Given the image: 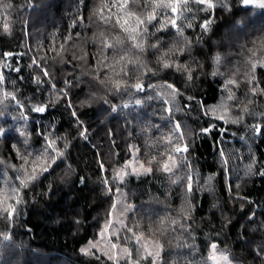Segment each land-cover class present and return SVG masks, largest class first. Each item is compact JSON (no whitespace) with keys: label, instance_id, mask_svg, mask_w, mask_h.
Instances as JSON below:
<instances>
[{"label":"trees","instance_id":"trees-1","mask_svg":"<svg viewBox=\"0 0 264 264\" xmlns=\"http://www.w3.org/2000/svg\"><path fill=\"white\" fill-rule=\"evenodd\" d=\"M102 2L111 5L113 0H0V25L5 20L12 25L10 35L6 36L0 30V72L5 78L0 85V94L4 91L15 93L19 103L24 105L20 108L13 100L0 104V111L3 112L0 126L9 129L8 138L0 140V160L4 161L0 163V190L7 192L10 187L19 186V181L15 180L16 173L11 168L13 164L17 167L22 164L11 144L15 143L21 152L25 151L24 138L14 131L17 128L26 130L28 150L35 154L44 145L40 133L49 134L50 126L54 125V135L60 137L58 146L63 149L65 141L70 143L66 164L75 170L66 176L67 168L61 164L51 175L45 174L46 179L41 177L38 185L26 193L28 203L26 207L22 206L23 210L16 220L18 226L13 240L7 242L0 236L3 260H10L12 264H112L104 257L97 261L80 253L86 241L98 238L110 205L109 195L101 188L102 174L97 161L104 160L105 167L111 165L118 168L125 160L132 158V145L139 147L138 156L145 162L151 155L165 151L166 142L161 138L170 132L173 125L164 124L169 118L163 111V104L159 99H153L145 100L142 106L135 105V98L155 95L152 90L139 94L130 92L114 98L109 96L114 102L128 103L130 107L119 114L105 117L103 109L106 106L89 95L96 89L87 82L88 76L83 75L79 68L74 70L70 66L78 65V60H72L73 54L79 58L85 53L91 65L93 54L98 52V46L93 43L94 33L106 31L109 35L120 34L118 29L112 31L111 26H97L98 16L93 14V10ZM215 2V21L207 32L197 27L206 13L198 11L194 5L191 7L196 14L195 19L186 13L188 19L185 23H192L193 29H185L184 36L191 41V46L179 59L194 69L192 81H185L181 74L159 71L156 62L158 54H153L151 50L141 60L158 71L156 78L151 77L150 73L147 77L142 76L140 71L132 70L135 67L132 65L126 69L129 71V83L135 82L138 76L146 85L156 80L160 83L168 80L176 83L183 93L171 101V119L179 121L184 130L185 140L190 145L187 158L198 174L193 177L192 196L185 198L183 184H172L169 176L157 170L155 165H152V174L128 175L124 183L118 185L124 194L120 199L134 204L137 209L135 215H128L127 222L133 224L141 221L144 235L149 240L163 243L164 264H171L173 260L178 264H185L186 260L191 264H212L206 248L209 236L220 241L219 251L234 258V264H264L253 251L264 242V175H260L264 171V137H256L249 127L250 124L262 122L258 114H264V97L252 98L253 103L247 106L257 115L247 116L238 124L231 120L228 123L218 121L211 113L203 115L207 107L219 104L226 96L221 91L224 87L222 81L233 73L246 71L244 61L247 53H243V48H252L253 42L257 47L262 45L264 11L254 7L245 10L238 6L237 0H228L232 5V11L228 12L219 7L220 0ZM130 10L137 11L132 5ZM80 17L84 18L82 22ZM241 18H244L243 29L235 25ZM149 31L155 30L150 28ZM157 36L162 41V50L173 43L180 46L181 38L171 29ZM149 39L151 41V37ZM62 43L67 49V53L62 54L70 64L52 60L56 52L51 49L55 47L59 52ZM7 51L22 55L6 58L2 54ZM216 52L222 54L218 68L212 59ZM41 56L48 57L47 64L57 89L64 87L61 83L64 79L80 78L81 82L70 95L80 119L88 125L87 140L79 138L63 96L58 97L57 91L48 87V81L40 76L35 66L29 67L32 57L39 59ZM15 67H20L21 72L13 71ZM214 71L219 74L213 76ZM35 76H40L44 82L37 86L33 80ZM257 76L264 86V72L258 71ZM72 82L75 84V80ZM233 91L241 101L246 100L243 82L239 89ZM96 94L99 96L101 93ZM187 96L194 97V100L187 101ZM0 99H3L2 95ZM197 101H203V105L197 104ZM40 104L48 105L46 113L29 110ZM186 104L191 107L186 108ZM231 115L235 117L240 112L232 108ZM125 116L128 117L127 121ZM210 123L216 126L213 131L201 133V129ZM152 124L159 125V128H147ZM146 128L148 135L145 134ZM109 129L115 133L114 137L108 135ZM220 129L226 131L220 132ZM221 149L223 157L220 155ZM113 153H119V156ZM225 158L228 163L222 165ZM249 166L251 172L246 175ZM183 171H177V175H182ZM209 176L214 177L211 190L206 187ZM81 177L83 183L79 182ZM109 179L111 181L110 176ZM112 183V198L115 199L117 182ZM229 183L231 191L226 187ZM49 185L51 192L48 191ZM237 197H246L247 202ZM189 202L192 205L191 219L185 223V227L190 225L191 234L197 237L195 243L199 247L195 253L183 247L184 241L188 240L186 232L177 227L176 231L165 229L166 234L161 235L157 223L160 218H175L179 222L182 207L186 210ZM249 213H255L254 221ZM75 220L80 223H74ZM150 223L155 235L148 230ZM2 229L3 224L0 223ZM114 242L130 246L122 239Z\"/></svg>","mask_w":264,"mask_h":264},{"label":"snow or ice","instance_id":"snow-or-ice-1","mask_svg":"<svg viewBox=\"0 0 264 264\" xmlns=\"http://www.w3.org/2000/svg\"><path fill=\"white\" fill-rule=\"evenodd\" d=\"M237 3L239 7L245 10H250L254 7L264 11V0H237ZM130 5L134 6L137 11H131ZM191 5H194L198 11L206 13L197 27L201 31H209L215 21V12L217 9L215 0H113L111 5L102 2L93 10V14L98 16L97 26H111L112 31L115 32L118 29L120 34L109 35L106 31L94 33L93 43L98 46V52L93 54L91 65H89L86 53L82 54L79 58L75 54L72 55V60H78V65L70 66L74 70L79 68L83 75L88 76L87 82L96 89V91L89 95L93 100L99 99L106 106L103 109L105 117L119 114L123 109L130 107L128 103L118 104L114 102L113 99H109V96L114 98L115 96H121L130 92L136 94L145 93L150 89L155 95H148L143 99L135 98V105L142 106L145 100L151 101L153 99H159L164 106V113L169 118L164 121L165 126L169 123L173 125L170 132L161 138L166 142L165 151L151 155L147 162L140 159L137 155L139 147L135 145L130 146L133 149L132 158L125 160L123 165L118 168L112 167L111 165L105 167V161L98 159L97 164L102 174L101 188L109 195L110 205L107 209L105 224L97 234L98 238L86 241V246L80 248V253L84 256H90L97 261L101 257H104L108 261H111L112 264H164L163 243L149 240L144 235L141 221L137 220L133 224L127 222L128 215H135L137 209L134 204H129L120 199L124 194L118 185L123 184L125 177L128 175L140 176L152 174L154 170L152 165H155L157 170L169 176L172 184H183L185 198L192 196L193 177L198 174L192 169L191 161L187 158L190 152V145L185 140L184 130L179 121H173L171 119L173 115L171 101L175 100L176 97L182 96L183 93L176 83L168 80H165L163 83L156 80L146 85L143 79L138 76L135 82L129 83V71L126 69L132 65L135 66L132 70L140 71L142 76L147 77L150 73L151 77L156 78L158 71L149 68L147 62L141 60V57L151 50L153 54H158L156 62L159 66V71L181 74L184 76L185 81H192L194 69L187 63H181L179 59L184 56L185 51L190 49L191 46V41L184 36L185 29H193L192 23H185L188 15H191L195 19L196 14L192 11ZM6 7H10V5ZM219 7L224 11H232V5L228 3V0H220ZM113 8L116 9L115 12H113ZM83 19V17H80L81 22ZM235 25L243 29L245 27L244 18L236 21ZM150 28L155 31L150 32ZM169 29L181 38L179 42L180 46L177 43H173L166 50H162V41L157 34H166ZM0 30L6 36L10 35L12 31L11 23L8 20L3 21L2 25H0ZM122 36L123 38H121ZM150 37L151 41L149 39ZM51 50L56 52V56L52 58L53 62L70 64L69 61L65 60L64 54H62L67 53V49H65L63 43L59 45V52H57L55 47ZM243 53H247V58L244 61L247 66L246 71L244 73H233L222 81L224 87L221 91L222 93H226V96L222 97L219 104L207 107L203 111V115L208 116L211 113L212 117L218 121L228 123L231 120L235 124L243 122L247 116L257 115L252 113L247 105L253 103L252 98L257 96L264 97L262 79L257 76L258 71L264 72V41H262L260 47H257L256 43L253 42V47L250 49L243 48ZM2 55L6 58H13L22 54L7 51ZM212 59L218 68L222 60V54L216 52ZM47 60L48 57L46 56H41L39 59L32 57L29 67L35 66L40 76L48 81V87L57 91L58 97L63 96L66 107L75 121L79 138L87 140L89 134L88 125L80 119L70 95L72 89L81 82L80 78L70 77L69 79H64L61 81L64 87L57 89V84L49 70ZM12 70L16 73L21 72L20 67H15ZM218 74L216 71L212 73L213 76ZM40 76L33 77L37 86L44 82L40 79ZM241 76L243 77L242 80L240 79ZM4 79L3 73L0 72V85L3 84ZM21 79L23 78L21 77ZM73 80H75V84L72 82ZM241 82L244 83L246 88L245 101H241L233 91V89H239ZM181 83H184V81H181ZM97 92L101 94L97 96ZM0 95L3 97V99H0V104H4L5 100H13L16 101L18 107H24L16 99L15 93L4 91ZM186 99L187 101H192L194 97L187 96ZM229 101L232 103L229 104ZM197 104L203 105V101H197ZM185 107L190 108L191 105L186 104ZM232 108H236L240 112V115L233 117L231 115ZM29 110L34 113L44 114L48 111V105H36ZM0 115H3L2 111H0ZM258 115L262 122L250 124L249 127L256 137H264V114ZM24 119L27 120V116ZM127 119L128 117L125 116L126 121ZM215 127L214 124L210 123L207 127L201 129V133H211ZM147 128L158 129L159 125L152 124L148 125ZM147 128L145 130L146 135H148ZM14 131H16L18 136L24 138L23 145L25 151L21 152L15 143L11 144L16 156L22 161L19 167L14 164L11 165V168L16 173L15 180L19 181V186L10 187L7 192L0 190V213L3 214L0 216V223L3 224V229L0 230V236L7 242L13 240L15 228L18 226L16 220L23 210L22 206H27L28 201L25 199L26 193L38 185L41 177L46 179L45 174L51 175L55 171V168L61 164H65L67 168L66 176L75 171L70 164H66L67 149L70 147V143L65 141L63 149L58 146L57 141L60 137L54 135V125L50 126L49 134L40 133L41 138L44 140V145L35 154L28 150V134L26 130L17 128ZM219 131L223 132L226 130L220 129ZM8 135L9 129L0 126V140L8 138ZM108 135L114 137L115 133L109 129ZM112 143H115L114 139ZM97 155L99 156V153ZM113 155L118 157L119 153H113ZM220 155L222 157L224 155L222 149L220 150ZM157 156H159V159H157ZM30 157L31 160H29ZM177 157L180 159H177ZM0 163H4V161L0 160ZM227 163L228 160L226 158L222 160V165H227ZM181 169L184 170L183 174L177 175V171ZM223 171L224 169L222 167V173ZM250 172L251 166H249L245 174L248 175ZM260 175H264V171L260 172ZM109 176L111 177V181ZM172 177L175 178L172 179ZM213 179V176L207 178L208 183L206 187L209 190L213 187L211 184ZM79 182L83 183L82 177L79 179ZM112 182H117L115 199L112 198ZM226 187L231 191L230 183ZM48 191H52L51 185H49ZM237 198L247 202L246 197ZM191 211L192 205L189 202L186 210L182 207V216L179 222L175 218H160L157 223L161 235L166 234L165 229L176 231L177 227L186 232L188 234V240L184 241L183 247L187 248L191 253H195L199 247L195 243L197 237L191 234L192 229L190 225L187 228L185 227V223L191 219ZM114 216L116 217L115 219L113 218ZM249 217L254 221L255 213H249ZM74 223L79 224L80 221L75 220ZM148 230L155 235L151 223L148 226ZM121 239L130 246H121L119 243L114 242ZM219 246L220 241L218 239L214 240L210 236L208 237L206 241V248L209 251L208 258L213 261V264H233L234 258H230V255L226 252H220ZM253 251L257 259L264 261V242L256 246ZM0 264H12L10 260H3L2 250H0ZM171 264H178V262L173 260ZM185 264H191V262L186 260Z\"/></svg>","mask_w":264,"mask_h":264},{"label":"rangeland","instance_id":"rangeland-1","mask_svg":"<svg viewBox=\"0 0 264 264\" xmlns=\"http://www.w3.org/2000/svg\"><path fill=\"white\" fill-rule=\"evenodd\" d=\"M132 152H133V150H132ZM137 155H138V153H137ZM211 260V259H210ZM210 263H212L213 264V261L211 260V262ZM234 264V263H233Z\"/></svg>","mask_w":264,"mask_h":264}]
</instances>
